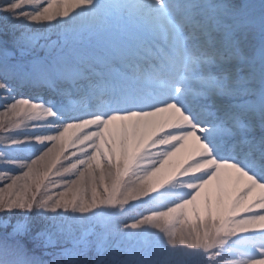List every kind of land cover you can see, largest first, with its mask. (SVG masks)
Listing matches in <instances>:
<instances>
[{
    "label": "snow or ice",
    "instance_id": "1",
    "mask_svg": "<svg viewBox=\"0 0 264 264\" xmlns=\"http://www.w3.org/2000/svg\"><path fill=\"white\" fill-rule=\"evenodd\" d=\"M0 264H264V0H0Z\"/></svg>",
    "mask_w": 264,
    "mask_h": 264
}]
</instances>
